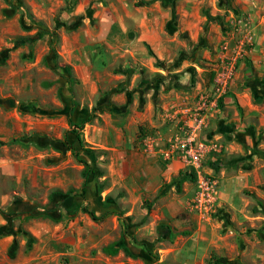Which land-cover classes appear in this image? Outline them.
<instances>
[{"label": "rangeland", "instance_id": "1", "mask_svg": "<svg viewBox=\"0 0 264 264\" xmlns=\"http://www.w3.org/2000/svg\"><path fill=\"white\" fill-rule=\"evenodd\" d=\"M228 2L235 12L203 8L204 30L218 20L225 35L215 56L188 42L161 60L127 51L140 52L130 24V39L108 34L112 11L127 17L122 0H0V229L14 233L0 235V264H264V213L255 212L264 209V126L241 109L221 121L224 99H201L221 59L241 54L235 83L256 42L253 20L264 28V0ZM204 103L200 174L182 161L170 168L172 141L190 134L184 111ZM149 139L153 152L142 147ZM144 153L162 162L160 176ZM186 171L197 180L179 192L173 182ZM200 178L216 183L202 200Z\"/></svg>", "mask_w": 264, "mask_h": 264}, {"label": "crops", "instance_id": "2", "mask_svg": "<svg viewBox=\"0 0 264 264\" xmlns=\"http://www.w3.org/2000/svg\"><path fill=\"white\" fill-rule=\"evenodd\" d=\"M132 3L133 5L128 0H122L125 10L127 9V17L121 15L117 10L111 12L108 34H123L127 37V33L129 34L127 25H132L134 39L140 52L137 53L130 49L127 51L134 56L145 55V51L148 52L146 45H149L158 59L169 60L176 55L178 50H181L183 46L186 47L190 42L192 45L198 44L199 48H204L205 56L209 54L213 57L215 56L213 52L219 51L221 39L225 38L218 20L210 23L206 31L204 30V26L207 25V18L203 14V8L205 6L214 7L219 12L222 5L217 6V0H173L174 8L169 6L167 0H133ZM215 9L211 10L212 15L216 14ZM253 22L256 30L254 48L251 53L247 54L249 61L247 63L240 61L241 63L238 65L235 83L233 82L230 86L229 94L222 98L226 110L223 108L219 120L222 121L228 117L229 112L236 120V117L240 115L239 109H241L244 119H259L261 125L264 126V106L261 104L264 102V87L259 83L252 82L256 80V75L264 80V28L257 24L255 19ZM205 33L207 34L205 35ZM202 36L207 39V44L202 42L199 45ZM218 58H220V54ZM154 59L156 58L154 57ZM252 75L255 77L254 79H250ZM204 76L207 77L206 74ZM247 78L252 81L246 84ZM226 112H228L227 115H225ZM172 135V131H169L165 138L170 140ZM216 136L218 137L217 134ZM165 142L163 140L162 144L164 145ZM142 147H144L143 144ZM143 155L145 158L141 163H146L144 167H155L157 176H160L158 169L162 162L158 157L150 153ZM179 163V160H173L169 167L174 169L178 167ZM3 264L14 263L7 260Z\"/></svg>", "mask_w": 264, "mask_h": 264}, {"label": "built area", "instance_id": "3", "mask_svg": "<svg viewBox=\"0 0 264 264\" xmlns=\"http://www.w3.org/2000/svg\"><path fill=\"white\" fill-rule=\"evenodd\" d=\"M242 23L243 20L238 21ZM247 25V24H245ZM244 25V26H245ZM246 27V26H245ZM254 40L252 30H249L246 36V44H252ZM245 44L241 45L243 47ZM246 47V46H244ZM247 55V52H245ZM244 54V55H245ZM240 56L235 57H225L221 59V64L215 69V80L213 92L211 95H204L201 97L206 103V100L210 99L211 105L215 106L217 103L228 93L229 88L232 84L234 76L236 74V67L240 60ZM196 107L194 110L184 111L186 114L190 113V117L185 120L184 124L186 127L190 128V134L183 140L180 136L175 137L172 141L171 149L166 153V157L169 160H179L185 163H190L191 166L200 174L201 163L203 161V151L202 145H196L195 135L198 130H200L206 118L207 107L206 104ZM152 139L144 141V148L147 151H154ZM198 199L202 200L203 198L210 197L212 193L215 192L216 183L210 179H199L198 182Z\"/></svg>", "mask_w": 264, "mask_h": 264}, {"label": "trees", "instance_id": "4", "mask_svg": "<svg viewBox=\"0 0 264 264\" xmlns=\"http://www.w3.org/2000/svg\"><path fill=\"white\" fill-rule=\"evenodd\" d=\"M167 1H169V6L173 7V0H167ZM221 4H222L223 7H226L227 9H229V11L235 12L234 10H232V7H231L230 3L228 2V0H221ZM205 30H206V28H205ZM202 40L203 39H201V41ZM146 46H147V48L149 50V54L157 59V57L155 56L154 52L151 50L150 46L149 45H146ZM157 66H163V63L157 60ZM67 69L70 71V67H67ZM256 83H259V84H261L262 87H264V80H261V81L258 80V81H256ZM72 125L75 126L78 129H81L82 130V126L76 125L74 123ZM73 133L76 134V140H77V142L80 145H82L83 144L82 143L83 141L80 138L79 133H76V131H74ZM145 134L146 133H145L143 127H140L139 128V135L140 136H143ZM46 143H49L50 145H54V147H57V146H55L56 145V142L51 141V143H50V141H48ZM64 146H66V145H64ZM68 148H70L71 150L74 149V151L76 152V148L73 145H69ZM81 162H83L86 165V168L84 170L85 182H84L83 187H82V192H85L86 183H87V180H88L91 172H90V166L86 162H84V161H81ZM213 167H214V169L216 171H218L220 169L221 165L213 164ZM196 180H197V178H196L195 173L188 172V171L181 172L180 175H179V179L174 180L173 185L177 186V190L179 192H181L182 191V184L184 182H186V181L195 182ZM71 193L74 194V192H71ZM259 205L261 206V208H264L263 203L261 201H259ZM261 210H263V211H261ZM261 210L259 208H255V212H263L264 213V209H261ZM0 213H2L1 209H0ZM40 215H42V214L40 213ZM0 235L1 236H10V235H14V233L11 230H5L4 228H1L0 229ZM124 250H125L126 253L130 254L129 249L124 248ZM118 251H119V249L116 248V247H111L108 250L109 254H111V255L117 254ZM10 257L11 258L13 257V253L10 254Z\"/></svg>", "mask_w": 264, "mask_h": 264}]
</instances>
